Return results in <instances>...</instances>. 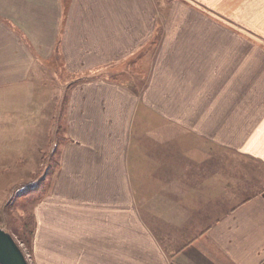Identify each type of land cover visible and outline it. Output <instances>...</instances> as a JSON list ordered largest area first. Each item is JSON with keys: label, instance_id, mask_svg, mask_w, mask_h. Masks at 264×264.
Wrapping results in <instances>:
<instances>
[{"label": "crops", "instance_id": "0c3cea01", "mask_svg": "<svg viewBox=\"0 0 264 264\" xmlns=\"http://www.w3.org/2000/svg\"><path fill=\"white\" fill-rule=\"evenodd\" d=\"M55 118L32 264H264V4L0 0V136Z\"/></svg>", "mask_w": 264, "mask_h": 264}, {"label": "rangeland", "instance_id": "374dc122", "mask_svg": "<svg viewBox=\"0 0 264 264\" xmlns=\"http://www.w3.org/2000/svg\"><path fill=\"white\" fill-rule=\"evenodd\" d=\"M257 1L258 6L264 4V0ZM63 79L65 84L64 82L61 83L59 78H54L49 74V88L50 90L54 89V92L58 95V99L57 95L53 96H56L54 103H56V100H58L59 104L62 101V98L64 101V99L67 98L69 87L73 84H70V80L72 79H68L67 76H64ZM57 81L58 83L56 84ZM51 82L54 83V86L56 87H53ZM7 121L10 123V120ZM61 124L60 118L52 119L50 121V127H52L51 125L54 127V133L52 135H37L32 137L34 139L33 147L34 150H36L33 153L36 154L37 160L33 167H27L24 163L19 162V154L25 151L24 143L27 142L29 137L23 136L21 132L19 133V131H16L15 135H10V142H8L6 140L9 138V133L7 130L4 131L7 133L3 132L2 136H0V139L2 138V143H0V151L2 152H0V155L3 164V166L0 167V224L6 231L13 235L20 248L23 250L26 258L27 253L30 254L32 258L31 238L34 234V220L32 211L34 204L38 200L32 195L33 193H36L40 190L43 181L48 176V173H50L56 167L58 159L56 150L58 149L62 138L60 135L62 127ZM38 127L40 126L38 125ZM5 128L7 129L8 127ZM14 139L15 145L11 144L12 140ZM16 143L17 149H21V152H11V149L16 147ZM3 150L9 151L5 152ZM9 158L11 160H9ZM32 183H38V187L29 188V185ZM23 188H26L27 190H23Z\"/></svg>", "mask_w": 264, "mask_h": 264}, {"label": "water", "instance_id": "95a60500", "mask_svg": "<svg viewBox=\"0 0 264 264\" xmlns=\"http://www.w3.org/2000/svg\"><path fill=\"white\" fill-rule=\"evenodd\" d=\"M0 262L1 264H29L23 250L13 237L0 224Z\"/></svg>", "mask_w": 264, "mask_h": 264}, {"label": "built area", "instance_id": "2783aa9c", "mask_svg": "<svg viewBox=\"0 0 264 264\" xmlns=\"http://www.w3.org/2000/svg\"><path fill=\"white\" fill-rule=\"evenodd\" d=\"M37 187H38V183H32L31 185H29V188H37ZM24 189H26V188H23V190ZM27 260H28L29 264H32V258L30 256V254H28V253H27ZM0 264H1V262H0Z\"/></svg>", "mask_w": 264, "mask_h": 264}]
</instances>
